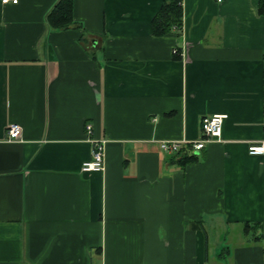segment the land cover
Returning <instances> with one entry per match:
<instances>
[{
  "label": "crops",
  "instance_id": "obj_1",
  "mask_svg": "<svg viewBox=\"0 0 264 264\" xmlns=\"http://www.w3.org/2000/svg\"><path fill=\"white\" fill-rule=\"evenodd\" d=\"M56 1L0 0V264H264V152L247 149L264 138V0H182L161 36L163 0H73L80 26L51 29ZM215 113L194 161L160 148ZM90 138L102 171L81 170Z\"/></svg>",
  "mask_w": 264,
  "mask_h": 264
},
{
  "label": "built area",
  "instance_id": "obj_2",
  "mask_svg": "<svg viewBox=\"0 0 264 264\" xmlns=\"http://www.w3.org/2000/svg\"><path fill=\"white\" fill-rule=\"evenodd\" d=\"M221 1V0H217ZM17 3L18 0H1V3ZM175 53H178V48H174ZM227 117L225 113H215L206 115L201 119L200 129L201 136L194 140H162L159 142V146L163 151L167 152H179L182 148L187 147L193 153L203 149L208 142L219 141L221 136V128L224 119ZM87 133H91V125H86ZM6 140L21 141L22 140V128L18 123H11L6 130ZM89 141L92 144L91 157L83 161L81 165L82 171H102L104 168V148L106 140L103 138H90ZM248 153L257 155L264 152V138L258 143H252L248 145Z\"/></svg>",
  "mask_w": 264,
  "mask_h": 264
},
{
  "label": "trees",
  "instance_id": "obj_3",
  "mask_svg": "<svg viewBox=\"0 0 264 264\" xmlns=\"http://www.w3.org/2000/svg\"><path fill=\"white\" fill-rule=\"evenodd\" d=\"M46 21L51 29H67L69 27H79L80 25L73 19V0H57L46 15ZM182 28V0H163L159 10L151 20V33L161 36L166 33L176 31L178 34ZM175 153L173 162L183 166L196 159L190 148ZM197 227V224H193ZM261 226L255 223L253 227ZM263 226V225H262Z\"/></svg>",
  "mask_w": 264,
  "mask_h": 264
},
{
  "label": "rangeland",
  "instance_id": "obj_4",
  "mask_svg": "<svg viewBox=\"0 0 264 264\" xmlns=\"http://www.w3.org/2000/svg\"><path fill=\"white\" fill-rule=\"evenodd\" d=\"M261 239H262V241L264 242V236H263V235L261 236Z\"/></svg>",
  "mask_w": 264,
  "mask_h": 264
}]
</instances>
